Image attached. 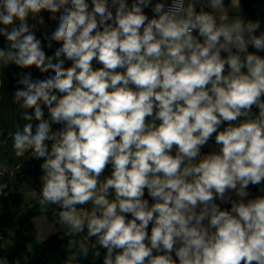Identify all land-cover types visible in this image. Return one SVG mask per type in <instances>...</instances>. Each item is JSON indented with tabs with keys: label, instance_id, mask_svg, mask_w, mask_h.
Returning <instances> with one entry per match:
<instances>
[{
	"label": "clouds",
	"instance_id": "9594fccd",
	"mask_svg": "<svg viewBox=\"0 0 264 264\" xmlns=\"http://www.w3.org/2000/svg\"><path fill=\"white\" fill-rule=\"evenodd\" d=\"M262 24L239 0H0V63L49 74H17L31 111L11 138L40 162L65 264H264Z\"/></svg>",
	"mask_w": 264,
	"mask_h": 264
},
{
	"label": "trees",
	"instance_id": "16d2710c",
	"mask_svg": "<svg viewBox=\"0 0 264 264\" xmlns=\"http://www.w3.org/2000/svg\"><path fill=\"white\" fill-rule=\"evenodd\" d=\"M243 13L252 19L261 18L264 20V0H239ZM45 21L51 28V32L56 27V21L48 19V13H42ZM264 27V24H262ZM47 33L48 35L51 34ZM44 33L36 31L38 38H42ZM45 43V51L47 55H52L55 48L59 47L58 44L53 42V48L48 49ZM0 46H3V39L0 38ZM70 62H66L65 66H68ZM95 67H99L94 62ZM21 71H31L34 78H44L49 74H41L34 67L31 69L21 70L15 65L0 64V80H2V86H0V163L7 165L9 168L15 171V175L11 176L4 174L0 176V182L8 184L10 193L7 196L1 198L2 212L0 214V256H6L12 264V262L19 260L20 264H45L43 258L50 253H56L60 250L61 246L68 243L69 237H63L60 232L51 234L41 239L44 244L42 252L36 258L32 255V250L29 245L27 236L28 226L36 218L46 215V211H42L38 199L35 197L29 202L22 204L26 199L24 188L30 178H34L37 187L39 183L38 177L41 175L39 168V161L31 158L30 153H26L24 157L17 158L12 147V133H14L18 127L22 128L27 121L23 119L22 113L31 111V109H22L20 103L13 102V92L17 87V74ZM35 124V121H32ZM209 142H214V137ZM206 150V149H205ZM23 166L17 170V165ZM111 167L106 170L105 176L110 175ZM264 187V185L260 186ZM252 195L264 194L259 193L257 187H250ZM145 198H148L147 195ZM40 199L41 196H40ZM151 203V200H150ZM50 213L56 211L55 205H48ZM227 207V206H222ZM81 208H87V205ZM86 234V233H85ZM83 235V234H82ZM75 237L76 240L83 242V237ZM95 238H93L94 240ZM104 250L101 249V258L93 260L92 254L90 264H102Z\"/></svg>",
	"mask_w": 264,
	"mask_h": 264
},
{
	"label": "rangeland",
	"instance_id": "374dc122",
	"mask_svg": "<svg viewBox=\"0 0 264 264\" xmlns=\"http://www.w3.org/2000/svg\"><path fill=\"white\" fill-rule=\"evenodd\" d=\"M29 23H34V21L30 20ZM37 31H39L41 33H50L51 28L48 25V23L46 22V26H39L38 25ZM216 147L217 146L215 145L214 142H209L208 145L202 149V154L208 153V152L214 150ZM104 178L105 177H101V180H103ZM34 184H36L35 179L30 178L29 183L24 188H22L23 192L25 193V198H26L22 202V204H25V203L29 202L31 199L36 197L39 200L38 203L40 204L42 211H46V215H48L50 217L51 213H50V209H49L48 205L43 204L42 199H40V196H41L40 195V182L37 184V187H34L33 186ZM87 207L90 209L91 205H87ZM86 210H87V208H85V209L81 208V207L79 208V212L82 215L85 213ZM1 212H2V202H1V198H0V214H1ZM45 218H46V216L42 215L41 217H38L34 221H32V223L28 226L27 236L29 238V242L31 245L32 254H34V255H36L37 253L40 254L42 251L41 250L42 247L44 248V244L41 241L42 238L47 237L52 233H56V231H59L53 227L56 224V217L55 216H53V219L52 220L50 219V221H48L49 218L48 219L47 218L45 219ZM44 220H45V222L43 224ZM33 237H35V238L33 239ZM33 240H35L36 243ZM81 242L82 241H80L79 243H81ZM58 259H60V258H58ZM81 259H83V258H81ZM89 263L90 262H88V264Z\"/></svg>",
	"mask_w": 264,
	"mask_h": 264
},
{
	"label": "crops",
	"instance_id": "0c3cea01",
	"mask_svg": "<svg viewBox=\"0 0 264 264\" xmlns=\"http://www.w3.org/2000/svg\"><path fill=\"white\" fill-rule=\"evenodd\" d=\"M1 64V63H0ZM87 209H89L87 207ZM46 218L48 219V221H50V219L52 220L53 219V214L51 213L50 217L48 215H45ZM41 217V216H40ZM45 218V219H46ZM45 220L43 221V224H44ZM56 226V227H55ZM54 228H56L57 230H59V226H57L56 224L53 226ZM59 232V231H56V233ZM54 234V233H52ZM51 235V234H50ZM35 237H33L34 239ZM29 240V238H28ZM35 242V240H33ZM78 244H79V240H77ZM36 243V242H35ZM67 244H64L61 246L60 250L56 253H50L48 254L46 257L43 258V262L45 264H65L66 260H67V257L69 255V249L67 248ZM29 245H30V242H29ZM30 248H31V245H30ZM32 250V249H31ZM43 250V247L42 249ZM75 250V249H73ZM42 252V251H41ZM91 254L92 253H89V257L87 259H81L78 264H88V262H90V258H91ZM34 258H36L37 256H39V253H37L36 255L32 254ZM60 258V259H58ZM90 264V263H89Z\"/></svg>",
	"mask_w": 264,
	"mask_h": 264
}]
</instances>
